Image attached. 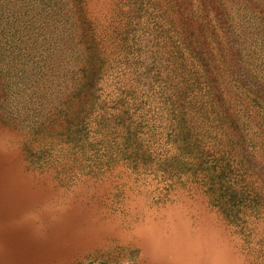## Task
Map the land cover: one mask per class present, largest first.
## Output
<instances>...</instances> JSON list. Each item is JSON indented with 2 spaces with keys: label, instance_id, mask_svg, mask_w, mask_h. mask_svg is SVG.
Returning <instances> with one entry per match:
<instances>
[{
  "label": "rangeland",
  "instance_id": "obj_1",
  "mask_svg": "<svg viewBox=\"0 0 264 264\" xmlns=\"http://www.w3.org/2000/svg\"><path fill=\"white\" fill-rule=\"evenodd\" d=\"M0 264H264V0H0Z\"/></svg>",
  "mask_w": 264,
  "mask_h": 264
}]
</instances>
